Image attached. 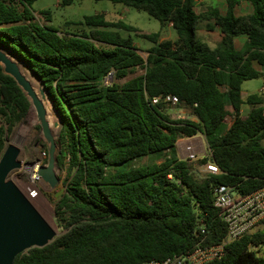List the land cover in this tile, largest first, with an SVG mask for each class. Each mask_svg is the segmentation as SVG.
<instances>
[{"label": "trees", "instance_id": "1", "mask_svg": "<svg viewBox=\"0 0 264 264\" xmlns=\"http://www.w3.org/2000/svg\"><path fill=\"white\" fill-rule=\"evenodd\" d=\"M36 1L0 0V45L44 84L61 121L57 165L66 169L65 189L54 215L63 232L46 247L17 255L13 264H147L221 243L226 225L213 186H232L242 196L264 187L263 98L241 96L242 83L259 78L257 68H264V0H245L252 14L244 16L234 15L236 0H224L223 16L212 7L197 12L196 0H106L170 25L174 40L102 14L67 23L78 27L74 31H59L46 25L51 15L43 11L40 26L30 10ZM200 24L218 29L217 47L197 39ZM130 33L152 44L144 55ZM239 36L246 40L236 49ZM167 95L194 119L171 118L165 104H152ZM28 109L0 66V157ZM198 134L209 152L200 164L214 163L220 171L202 180L175 151L178 140ZM260 250L264 229L206 264H264Z\"/></svg>", "mask_w": 264, "mask_h": 264}, {"label": "rangeland", "instance_id": "2", "mask_svg": "<svg viewBox=\"0 0 264 264\" xmlns=\"http://www.w3.org/2000/svg\"><path fill=\"white\" fill-rule=\"evenodd\" d=\"M206 1L207 3L211 4L210 6L212 8L216 6L221 7L220 4L224 3V0ZM59 3L60 0H37L36 2H34L31 5L30 10L34 16L35 22L38 25L42 26L43 17L41 16V13L43 11H49L51 15V22L46 25H49L59 31H74L76 30V28L78 29V27L69 26L68 28H66L67 23L81 21L85 16L102 14L105 20L109 22L121 21L129 26L136 28L139 31L146 33L159 32L160 36L167 38V40H173V38L176 37L175 32L171 28H168L167 26L161 27L160 23L157 20L148 16L145 12L138 11L132 8H127L121 4H115L106 0H74L71 5L62 7L59 5ZM207 3L197 2L196 11L201 12L205 10L206 7H209ZM17 7L19 11L22 10L21 5H18ZM197 28L198 31H196V37L199 41L206 43L211 48H215L219 45V42H216L217 39L215 34H212L208 37L206 36L204 24L198 25ZM118 33L122 37H126L128 35V33L121 30L118 31ZM129 35L131 36L135 47L140 51L142 55H144L145 51L152 46L150 42L135 37L132 33H130ZM96 44L101 45L99 43ZM1 47L4 48L6 51L10 52L5 47ZM10 53L12 54V59L20 65L23 74L28 79H30L35 91L38 93V88H40L39 81L37 82L33 78L28 69H26L24 66H21V61L18 59V57H16L15 54H13L12 52ZM110 82L111 78L109 77L104 80L105 84H108ZM241 93L243 99H245L247 94H257L262 96L264 100V70L259 78L243 82L241 85ZM47 103L54 119V125L51 130L52 135L55 141H57L61 122L57 113L54 110V106L50 96H48ZM34 112L35 111L31 109L27 117L23 119L25 122L23 123L22 120L20 123H18L14 127L11 134L5 139L4 150L10 144L20 149V155L18 160L21 162V167L17 170L12 171L9 174L8 178L25 195L29 191H36V198L31 200L33 206L38 210V212L43 216V218L52 227L56 229V231L60 235L63 230L56 223L54 215V203L65 189L63 186V180L65 177L66 169L64 166H56L55 174L59 178V183L56 185V187L51 189L48 185H44L41 182L37 172L40 166H45L47 164L48 145L43 138L40 124L36 122V116ZM167 113L174 114V119H194L190 116L191 112L188 108L173 106L169 107ZM228 121L229 118L226 119V122ZM195 137H193L194 139H180L178 146L175 147V151L178 157H183L184 159H187V163L189 164L192 176L197 180H202L206 177V174L203 171V167L200 164V160L204 156H209V152L206 149L203 136L198 134ZM186 140L193 141V143H195L196 145L194 159H188L182 152V142ZM262 146L264 147V141H262ZM148 161V159H143L140 163H147ZM34 170L37 174L36 180L31 179L32 172ZM261 229H264V227H261ZM258 255L264 256V251L260 250Z\"/></svg>", "mask_w": 264, "mask_h": 264}, {"label": "water", "instance_id": "3", "mask_svg": "<svg viewBox=\"0 0 264 264\" xmlns=\"http://www.w3.org/2000/svg\"><path fill=\"white\" fill-rule=\"evenodd\" d=\"M0 66L3 72L16 82L27 98L28 113L31 109L36 113L43 138L48 145L47 164L40 166L37 174L41 182L52 189L59 183V178L55 174L58 144L45 121L42 103L45 99V86L36 77L40 83L37 93L30 79L23 74L20 65L2 50H0ZM21 66H23L22 63ZM29 72L34 75L30 70ZM109 78H112L111 74ZM19 155L20 149L10 144L0 157V264H13L17 255L32 248L46 247L59 236L56 229L33 206L31 200L8 178L12 171L21 167ZM179 158L184 160L183 157Z\"/></svg>", "mask_w": 264, "mask_h": 264}, {"label": "built area", "instance_id": "4", "mask_svg": "<svg viewBox=\"0 0 264 264\" xmlns=\"http://www.w3.org/2000/svg\"><path fill=\"white\" fill-rule=\"evenodd\" d=\"M152 104L163 103L167 107L178 105L174 96H159L151 100ZM195 143L193 141L182 142V152L188 159L195 158ZM206 175L220 173L218 167L211 162L202 165ZM36 191H29L26 197L29 200L36 198ZM214 206L221 210V217L226 225V235L221 243L202 247L196 245L187 254L174 255L164 261H153L147 264H206L218 260L226 253V247L264 227V187L242 196L234 187L214 185L212 188ZM205 230L200 227L198 235H204Z\"/></svg>", "mask_w": 264, "mask_h": 264}, {"label": "crops", "instance_id": "5", "mask_svg": "<svg viewBox=\"0 0 264 264\" xmlns=\"http://www.w3.org/2000/svg\"><path fill=\"white\" fill-rule=\"evenodd\" d=\"M197 2H199V3H207V1L206 0H196V4H197ZM208 5H209V7H211L210 5L211 4H209V3H207ZM221 5V7H214V8H216L218 11H219V14L221 15V16H223L224 14H225V11H226V4H225V1H224V3L223 4H220ZM209 7H206L205 8V10L207 9V8H209ZM205 10H203V11H205ZM203 11H201V12H203ZM233 12H234V15L235 16H244V15H251L252 14V7H251V5L247 2V1H245V0H239V1H237V3H236V5H235V7H234V10H233ZM167 27L168 28H171L170 27V25H167ZM206 31V30H205ZM205 34H206V36L208 37V36H211L212 34H215L216 35V39H217V41L216 42H219L220 41V38H221V34H220V32L218 31V29H214L213 31H206L205 32ZM176 38V37H175ZM175 38H173V40L175 39ZM206 38V37H205ZM167 40V38H165V37H161L160 36V40ZM245 40H246V38H245V36H239V37H237V38H235V40H234V45H235V48L236 49H240L241 47H242V45H243V43L245 42ZM261 73L263 72V70H264V68H257ZM248 95V94H247ZM246 95V96H247ZM241 96H242V93H241ZM262 107H263V109H264V100H263V105H262ZM248 110H249V108L245 105V106H243L242 107V109H241V114H242V116H245L246 114H247V112H248ZM168 115L171 117V118H173V116H174V114H169L168 113ZM181 140H183V139H181ZM187 141V140H186ZM178 143H179V140H178Z\"/></svg>", "mask_w": 264, "mask_h": 264}, {"label": "bare ground", "instance_id": "6", "mask_svg": "<svg viewBox=\"0 0 264 264\" xmlns=\"http://www.w3.org/2000/svg\"><path fill=\"white\" fill-rule=\"evenodd\" d=\"M0 50H2V51H4L5 53H7V55H8V57H10L11 59H12V54L10 53V52H8V51H6L4 48H2L1 46H0ZM13 60V59H12ZM26 69H28V67L26 66V65H23ZM29 70V69H28ZM33 76V78L38 82V79L36 78V76L35 75H32ZM48 94L46 93V91H45V99L42 101V103H43V107H44V110H45V121H46V123H47V125H48V127H49V129H50V131L52 130V127H53V125H54V119H53V116H52V113H51V111H50V108H49V106H48ZM52 106V105H51ZM53 108V107H52ZM35 113V112H34ZM35 116H36V113H35ZM36 122L37 123H39L38 122V120H37V116H36ZM51 133H52V131H51ZM36 176H37V174L35 173V170L32 172V177H31V179H33V180H36L37 178H36Z\"/></svg>", "mask_w": 264, "mask_h": 264}]
</instances>
